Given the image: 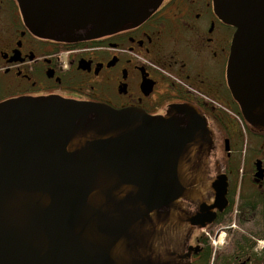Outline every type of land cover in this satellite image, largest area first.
<instances>
[{
  "label": "water",
  "instance_id": "1",
  "mask_svg": "<svg viewBox=\"0 0 264 264\" xmlns=\"http://www.w3.org/2000/svg\"><path fill=\"white\" fill-rule=\"evenodd\" d=\"M15 1L35 36L71 44L133 28L163 0ZM213 9L235 29L233 99L264 131V0ZM211 148L189 105L150 117L60 98L1 103L0 264H185L192 230L205 226L188 204L209 189ZM211 188L224 201V184Z\"/></svg>",
  "mask_w": 264,
  "mask_h": 264
},
{
  "label": "flooded vegetation",
  "instance_id": "2",
  "mask_svg": "<svg viewBox=\"0 0 264 264\" xmlns=\"http://www.w3.org/2000/svg\"><path fill=\"white\" fill-rule=\"evenodd\" d=\"M235 29L213 0H163L139 25L79 43L35 36L15 0H0V104L60 98L163 117L189 105L207 120L208 191L185 264H264V131L244 121L229 85ZM225 186L224 201L211 186ZM208 208L201 214L199 205ZM224 204V205H223Z\"/></svg>",
  "mask_w": 264,
  "mask_h": 264
}]
</instances>
